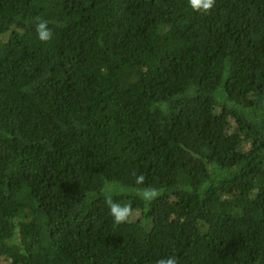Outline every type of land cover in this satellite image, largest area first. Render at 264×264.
Here are the masks:
<instances>
[{
  "label": "trees",
  "instance_id": "16d2710c",
  "mask_svg": "<svg viewBox=\"0 0 264 264\" xmlns=\"http://www.w3.org/2000/svg\"><path fill=\"white\" fill-rule=\"evenodd\" d=\"M168 257L264 264V0H0V264Z\"/></svg>",
  "mask_w": 264,
  "mask_h": 264
},
{
  "label": "clouds",
  "instance_id": "9594fccd",
  "mask_svg": "<svg viewBox=\"0 0 264 264\" xmlns=\"http://www.w3.org/2000/svg\"><path fill=\"white\" fill-rule=\"evenodd\" d=\"M215 0H189V4L195 11L209 13L213 6ZM36 24V32L37 37L42 42H48L52 38V31L48 27V22L40 20L37 18ZM145 181V177L143 175H139L136 177V184L143 185ZM134 193L138 195L141 199L151 202L155 199L159 192L155 188L151 187H140L133 189ZM105 203L108 206L109 214L113 218L115 224L119 225L122 223H126L132 215V209L130 205L120 204L113 201L111 195L106 196ZM156 264H178L175 257H168L166 259H160L156 262Z\"/></svg>",
  "mask_w": 264,
  "mask_h": 264
}]
</instances>
